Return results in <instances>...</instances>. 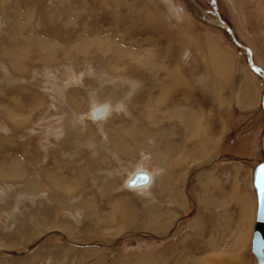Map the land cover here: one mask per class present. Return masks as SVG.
<instances>
[{"label": "rangeland", "instance_id": "1", "mask_svg": "<svg viewBox=\"0 0 264 264\" xmlns=\"http://www.w3.org/2000/svg\"><path fill=\"white\" fill-rule=\"evenodd\" d=\"M263 143L264 0H0V264H257Z\"/></svg>", "mask_w": 264, "mask_h": 264}, {"label": "bare ground", "instance_id": "2", "mask_svg": "<svg viewBox=\"0 0 264 264\" xmlns=\"http://www.w3.org/2000/svg\"><path fill=\"white\" fill-rule=\"evenodd\" d=\"M216 46V45H215ZM214 47V46H213ZM214 49V52H215V55L216 56H219V57H222V54L220 53V51H219V49L217 48V47H214L213 48ZM162 93H164V92H162ZM165 94H163V96H164ZM160 103V102H159ZM103 111V110H102ZM102 111L100 110V109H98V108H96L95 110H93L92 111V114H93V116H95V117H99L101 114H103L102 113ZM91 114V113H90ZM104 116V115H103ZM92 118V117H91ZM132 132V134L134 133V131H131ZM130 132V133H131ZM198 132H201L203 135H205L206 134V132H205V129H202L201 127H200V129L198 130ZM161 134V133H160ZM199 134V133H198ZM135 135H137V134H134V136ZM165 135V134H164ZM133 136V135H132ZM157 136H159V135H157ZM162 136H159V138H161ZM135 138V143H136V141H137V139H136V137H134ZM162 158H164L165 157V155H163V154H161L160 155ZM256 167V166H255ZM254 167V168H255ZM138 168V167H137ZM255 170V169H254ZM254 170H253V177H252V185H253V183H254ZM147 175L148 176V180H144V181H137V182H135V181H133V180H135V178L138 176V175ZM131 176L129 177V179H128V181H126L127 183H126V186L131 190H137V191H143V190H147V189H149V187H150V185L153 183V181H154V174L151 172V171H147V170H145V169H143V168H141L140 166H139V168L138 169H136L135 171H133V173L132 174H130ZM133 181V182H132ZM132 182V183H131ZM168 182V181H167ZM134 184H136V185H134ZM254 187V186H253ZM126 188V187H125ZM255 188V187H254ZM257 195V194H256ZM234 197L237 199V197H238V199H239V204L242 206V208H240V218H239V222H237V225H238V227H239V231H238V233H237V238H236V240H237V242H236V244H237V246H240L239 247V252H240V250H241V248L243 247V240L245 239V237L248 235V232L251 230V225H249V222L251 221V215H252V206H251V202H250V199H248V198H245L244 200H243V198L244 197H241V195H239V193H236L235 195H234ZM256 199H257V197H256ZM257 204V203H256ZM121 206V204L119 203L118 204V207H120ZM258 207V206H257ZM257 210H258V208H257ZM257 216V215H256ZM228 219V218H227ZM230 220H231V217H230ZM255 222H256V219H255ZM254 224V223H253ZM255 225V224H254ZM254 231H255V227H254ZM253 236H254V234H253ZM253 239V238H252ZM252 242V241H251ZM237 257H238V262L239 263H237V264H244V263H242V262H240V260H243V258L241 257V256H239V255H237ZM256 257V256H255ZM256 262H257V258H256ZM146 262H144V261H142V264H145Z\"/></svg>", "mask_w": 264, "mask_h": 264}, {"label": "water", "instance_id": "3", "mask_svg": "<svg viewBox=\"0 0 264 264\" xmlns=\"http://www.w3.org/2000/svg\"><path fill=\"white\" fill-rule=\"evenodd\" d=\"M238 45V44H237ZM264 149V143H263ZM264 168V159L258 162V165L254 170V183L255 191L257 194V216L255 222V231L252 239V251L257 258V264H264V198H262V188H264V174L261 173V169ZM147 175H138L135 180L144 181L148 180ZM132 181V182H133ZM131 182V183H132ZM136 185V184H134Z\"/></svg>", "mask_w": 264, "mask_h": 264}, {"label": "snow or ice", "instance_id": "4", "mask_svg": "<svg viewBox=\"0 0 264 264\" xmlns=\"http://www.w3.org/2000/svg\"><path fill=\"white\" fill-rule=\"evenodd\" d=\"M261 173L264 174V168L261 169ZM262 198H264V188H262Z\"/></svg>", "mask_w": 264, "mask_h": 264}, {"label": "crops", "instance_id": "5", "mask_svg": "<svg viewBox=\"0 0 264 264\" xmlns=\"http://www.w3.org/2000/svg\"><path fill=\"white\" fill-rule=\"evenodd\" d=\"M205 129V128H204ZM207 133V132H206Z\"/></svg>", "mask_w": 264, "mask_h": 264}]
</instances>
